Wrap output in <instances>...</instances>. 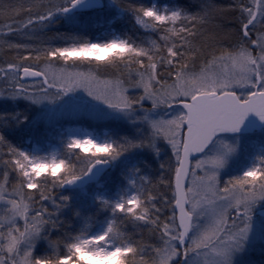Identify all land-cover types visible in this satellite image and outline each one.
I'll list each match as a JSON object with an SVG mask.
<instances>
[{
  "label": "snow or ice",
  "instance_id": "snow-or-ice-1",
  "mask_svg": "<svg viewBox=\"0 0 264 264\" xmlns=\"http://www.w3.org/2000/svg\"><path fill=\"white\" fill-rule=\"evenodd\" d=\"M59 19L104 38L48 31ZM0 53V99L83 93L135 127L113 137L40 113L26 149L4 129L28 115L0 112V264H264V135L240 137L250 118L264 133V0H0ZM133 151L156 167L105 188ZM86 182L103 190L74 205L66 189Z\"/></svg>",
  "mask_w": 264,
  "mask_h": 264
},
{
  "label": "trees",
  "instance_id": "trees-1",
  "mask_svg": "<svg viewBox=\"0 0 264 264\" xmlns=\"http://www.w3.org/2000/svg\"><path fill=\"white\" fill-rule=\"evenodd\" d=\"M139 2L143 3H156L158 6H164L165 4L172 6L174 3L182 2V0H139ZM107 27V26H105ZM118 30L128 31L133 38H136L137 33L132 29V26L129 24L119 23L116 25ZM69 30H77L83 31L86 35H89L91 38L96 39L104 38L102 33L105 29L92 27L90 24L83 27H77L73 24L71 19H59V23L51 26L48 31L50 32H60V31H69ZM3 53H0V58H3ZM17 110H22L24 113L28 115L29 122L21 125L19 128L9 127L5 128V133L9 136L13 142L20 143L21 147H23L24 142L27 137L31 133L32 128V120L35 115V108L29 107V105L22 101L9 100L7 102L0 103V112H15ZM9 124H12V121H8ZM4 121H0V127H3ZM87 124H85L86 126ZM96 132L98 134H102L103 132L108 133L113 137H118L121 135L132 136L135 134V127L128 122H123L120 120H109L105 122H101L95 125ZM157 161L153 157L152 154L145 151H133L124 157H122L118 162H116L110 169L104 172L103 176L109 177V188H113L115 183L118 180V174L124 170L128 165H139L145 168L147 171L146 164H150L153 168L156 167ZM93 185H88L83 188L74 187L71 189H66V191L72 194V200L74 205L83 206L90 203V195L93 192Z\"/></svg>",
  "mask_w": 264,
  "mask_h": 264
},
{
  "label": "rangeland",
  "instance_id": "rangeland-1",
  "mask_svg": "<svg viewBox=\"0 0 264 264\" xmlns=\"http://www.w3.org/2000/svg\"><path fill=\"white\" fill-rule=\"evenodd\" d=\"M8 99H0V103L7 102ZM25 102V101H24ZM27 103V102H26ZM32 108H35V115L33 118L37 117L40 113H48L53 116L56 114H64L65 119L60 121V124L66 125V124H82L87 127L89 131H96L97 126L95 125L109 121V120H120L123 122H128L124 117L117 116L114 114H111L105 109L103 106L94 103L91 101L88 97H86L83 93H77L75 95H70L68 97H65L63 100L57 102L55 105H47L45 104L42 107H36L31 106ZM80 110H83L84 113L87 115H78L77 113L80 112ZM93 117V118H90ZM33 121V120H32ZM105 132H103L100 135H103ZM264 135V133H258L257 137H260ZM244 138V142H245ZM243 139L241 138V141ZM251 141V140H249ZM243 143V142H242ZM248 145V144H247ZM245 145V146H247ZM32 145L30 143H27L26 141L23 144V148L30 149ZM243 155V153H242ZM247 163V160L245 158L242 159V161H234L232 166L229 168V173L234 174L240 170V167H242L244 164ZM132 166V164L128 165V167ZM126 167V168H128ZM125 168V169H126ZM109 177H102L101 181H107V183L104 185L105 188H109L107 186L111 185L108 181ZM114 187V186H113ZM93 192L94 191H102V188H97L96 184H93ZM112 189V188H109ZM95 264H103V262H95ZM108 264H113V262H108Z\"/></svg>",
  "mask_w": 264,
  "mask_h": 264
},
{
  "label": "water",
  "instance_id": "water-1",
  "mask_svg": "<svg viewBox=\"0 0 264 264\" xmlns=\"http://www.w3.org/2000/svg\"><path fill=\"white\" fill-rule=\"evenodd\" d=\"M254 124H255V121L250 118L246 123L245 125L242 127L241 129V132H240V135H244V134H252L253 132H255L254 130L253 131H250V129H253L254 128ZM103 174V173H102ZM101 174V175H102ZM88 184H91V182H86L85 186L88 185ZM80 188V187H79Z\"/></svg>",
  "mask_w": 264,
  "mask_h": 264
},
{
  "label": "flooded vegetation",
  "instance_id": "flooded-vegetation-1",
  "mask_svg": "<svg viewBox=\"0 0 264 264\" xmlns=\"http://www.w3.org/2000/svg\"><path fill=\"white\" fill-rule=\"evenodd\" d=\"M258 133H260V132H255V133L250 134V135H240V137L243 139V140H242L243 144H244V145H247V144L249 143V140H253V139L258 138V137H257V134H258ZM244 138H246V139H245V142H244ZM243 158H244V154L241 155V157L238 159V161H239V162L242 161Z\"/></svg>",
  "mask_w": 264,
  "mask_h": 264
}]
</instances>
